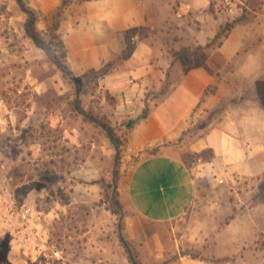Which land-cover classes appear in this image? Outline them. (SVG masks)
Masks as SVG:
<instances>
[{
    "label": "rangeland",
    "instance_id": "obj_1",
    "mask_svg": "<svg viewBox=\"0 0 264 264\" xmlns=\"http://www.w3.org/2000/svg\"><path fill=\"white\" fill-rule=\"evenodd\" d=\"M68 2L63 0L43 32L24 0H0V194L16 206H31L36 225L15 236V230L0 226V264H132L127 248L139 264H168L181 256L264 264V175L198 177L194 201L170 222L139 220L126 209L120 190L138 157L124 144L146 108L138 117L123 116L98 73L72 68L54 31ZM243 2L257 6L260 0ZM227 3L211 0L208 11L225 9ZM27 10L35 15L44 49L26 33ZM247 49L258 47L245 46L240 53ZM153 92L147 95L158 94ZM94 120L112 126L119 137L117 163L114 145ZM199 156L188 154L184 160L195 163ZM29 232L38 236L29 238Z\"/></svg>",
    "mask_w": 264,
    "mask_h": 264
},
{
    "label": "crops",
    "instance_id": "obj_2",
    "mask_svg": "<svg viewBox=\"0 0 264 264\" xmlns=\"http://www.w3.org/2000/svg\"><path fill=\"white\" fill-rule=\"evenodd\" d=\"M24 1L43 32L63 4ZM225 1L228 7L215 12L208 11L211 0H69L61 9L54 31L72 68L98 73L123 116L138 117L146 108L126 134V151L138 160L120 190L124 206L139 220L181 217L194 201L198 177L264 175V0L257 6ZM177 2L188 6L182 17L174 14ZM235 19L209 52L212 72L203 67L184 72L173 59L172 51L205 45L226 20ZM245 46L258 50L240 53ZM152 90L158 94L147 95ZM188 154L200 160L188 163ZM34 226L31 220L10 233ZM168 264L215 263L181 256Z\"/></svg>",
    "mask_w": 264,
    "mask_h": 264
},
{
    "label": "trees",
    "instance_id": "obj_3",
    "mask_svg": "<svg viewBox=\"0 0 264 264\" xmlns=\"http://www.w3.org/2000/svg\"><path fill=\"white\" fill-rule=\"evenodd\" d=\"M27 13L29 15V19H28V21L26 22V25H25L26 33L38 47L44 49L45 45H44L43 41L40 39V36L38 35V33H37L36 29H35V26H34V24H35V15H34V13L31 10H27ZM238 21H239V19H235L234 21H232L230 23H227L224 27L221 26L220 29L218 30V32L216 33V35L214 36V38L210 42L206 43L205 45H199V46H197L195 48L182 47L179 50L172 51L173 59L180 62L184 72H187L190 69L195 68V67H203L207 71L212 72L211 69L207 65V58H208V55H209L208 49L213 47L212 43H214L215 40H217V38H219L222 35V32H224V31L227 32V30H229L230 27L233 26V24H235ZM58 66L62 70H64V71L66 70L65 66H63L61 64H58ZM145 114H146V112H144L143 115L138 117V119L134 120L133 124L137 120H139L140 118L145 117ZM94 122L96 124H98L103 129V131L105 132L106 136L109 138V140L114 145V147L116 149L115 161L117 163V160L119 159V146L121 144V141H120L119 137L116 136L112 126H110L109 124H106V123H103V122H98V121H95V120H94ZM114 173H115V175L118 173L117 169L114 171ZM114 187L116 188V181L114 183ZM114 193L117 194V191L114 190ZM114 202H115V205L120 207V203L118 202L117 199H115ZM126 250L128 252L129 261L132 264H139L137 262L136 258H135V255L131 252V250L129 248H127Z\"/></svg>",
    "mask_w": 264,
    "mask_h": 264
},
{
    "label": "built area",
    "instance_id": "obj_4",
    "mask_svg": "<svg viewBox=\"0 0 264 264\" xmlns=\"http://www.w3.org/2000/svg\"><path fill=\"white\" fill-rule=\"evenodd\" d=\"M187 8L188 6L185 5L183 7L179 6L175 12L176 16L182 17ZM33 214L34 210L31 206L26 204L16 206L13 200L7 199L0 194V226L2 225L9 230L18 231L19 229H16L17 226L15 225L21 224V226H23L25 223L33 219ZM30 235L38 236L37 232L35 235H32V232H29V238Z\"/></svg>",
    "mask_w": 264,
    "mask_h": 264
}]
</instances>
